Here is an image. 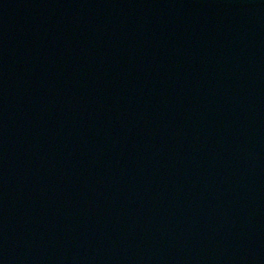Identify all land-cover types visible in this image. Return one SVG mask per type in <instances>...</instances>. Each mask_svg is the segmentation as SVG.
Instances as JSON below:
<instances>
[{
    "label": "water",
    "instance_id": "obj_1",
    "mask_svg": "<svg viewBox=\"0 0 264 264\" xmlns=\"http://www.w3.org/2000/svg\"><path fill=\"white\" fill-rule=\"evenodd\" d=\"M0 264H264V0H0Z\"/></svg>",
    "mask_w": 264,
    "mask_h": 264
}]
</instances>
